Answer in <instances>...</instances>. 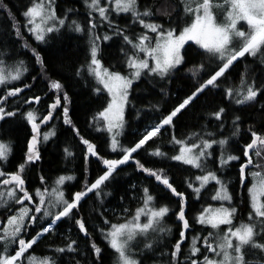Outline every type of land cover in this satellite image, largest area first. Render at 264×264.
<instances>
[{
    "label": "snow or ice",
    "instance_id": "snow-or-ice-1",
    "mask_svg": "<svg viewBox=\"0 0 264 264\" xmlns=\"http://www.w3.org/2000/svg\"><path fill=\"white\" fill-rule=\"evenodd\" d=\"M83 6L86 14L81 18L79 9L61 8L58 0H29L20 13L22 23L0 0V9L10 21L8 28L0 30V122L8 123L19 116L30 126L23 162L14 169L8 165L15 141L0 138V209L4 210L0 218V264H60L61 257L65 264H89L90 260L102 264L105 248L93 233H98L111 250L112 264H264V130L258 131L254 125L243 128L237 111L255 105L264 116V78H259L255 66L245 64L230 80L235 65L248 58L264 72V0H172L166 7L154 6L150 0H83ZM121 14L129 21L123 26L118 23ZM64 33H75L86 41L84 60L75 75L86 82L90 78L92 92L105 96L91 126L107 133L108 147L119 158H104L97 145L81 134L70 115L72 101L65 85L47 75L48 65L40 47ZM114 38L118 40V55L105 64L104 48L111 47L106 42ZM193 46L202 58L188 67L187 51ZM21 50L31 53L34 64L39 65L40 78L47 81L44 95L52 96L46 114L33 106L40 104V94L23 101L29 106L25 110L7 106L9 98L18 97L25 89L34 91L37 81L33 75L32 83L19 86L29 72L28 62L18 58ZM182 67L192 84L165 112L160 100L171 97L170 86ZM142 81L157 90L159 99L148 100L136 111L135 118L143 116L145 125L125 145L126 113L136 108L133 94ZM208 93L219 95L220 100L197 119L195 128L177 135L183 116L198 105L204 107L201 101ZM54 114L84 146L85 165L91 156L104 166L102 174L91 181L85 168L79 190L73 192L67 189L77 179L74 174L51 177L41 169L39 186L29 185L24 175L29 166L42 161L41 145L57 136L55 125L49 123ZM229 122L231 127L226 131ZM42 125L47 130L42 132ZM165 132L170 150L149 145ZM245 133L248 140L240 144ZM141 150L148 157L158 158L163 166H146L134 155ZM63 153L65 158L75 155L69 147H64ZM130 161L134 171L143 174L152 186L130 184L118 205L110 209L107 198L113 195L112 188L121 175L118 169ZM171 162L186 166L189 173L179 186L170 175ZM233 166L237 168L236 186L247 191L246 219H239L233 181L225 175ZM160 186L176 198L175 208L155 191ZM190 196L202 201L194 214H186ZM88 200L92 201L91 216L81 212L82 202ZM97 217L99 223H93ZM169 218L179 226L174 242ZM69 221L77 238L72 237L70 228L63 236V246H50V255L37 256L34 245ZM80 234L87 241L83 248ZM185 241L186 251L182 248Z\"/></svg>",
    "mask_w": 264,
    "mask_h": 264
},
{
    "label": "trees",
    "instance_id": "trees-1",
    "mask_svg": "<svg viewBox=\"0 0 264 264\" xmlns=\"http://www.w3.org/2000/svg\"><path fill=\"white\" fill-rule=\"evenodd\" d=\"M4 2L12 9V12L15 14L16 19L20 20L23 23V17L20 15L21 11L28 4L29 0H4ZM150 2L157 7H166L167 4L171 3L172 0H150ZM58 4L61 8L66 7H75L79 9L81 18L85 15V8L83 7L82 0H58ZM59 10V9H58ZM122 26L129 23L124 19V14H121V18L118 20ZM10 21L8 20L7 14L0 9V30L8 28ZM134 31H139L138 28H133ZM27 35V34H26ZM14 39V37H13ZM30 39V38H29ZM106 44L111 45V47H105L104 51L107 56L105 59V64L108 63V60H115L118 52V40L114 38L113 41L106 42ZM32 46H36L35 42H32ZM86 46V41L84 38L79 37L75 33H64L60 37L49 42L48 45H42L40 47L41 54L44 55L46 64L48 65L47 75L60 79L61 82L65 85V89L68 91L71 98L70 105V115L80 129L81 134L86 138L90 139L97 145V151L104 158H119L116 153H112L108 147V135L104 132H97L95 128L91 126L92 116L98 111L102 105L105 103V96L102 94L96 96L92 92L93 82L90 78L81 79L75 75V69L79 63L84 60V49ZM22 54L19 59H24L28 62L29 72L25 75L24 79L21 82H18L19 86H22L23 83H32L31 77L33 75L37 76L36 84L34 85V91L25 89L16 98H9L7 101V106L11 108L20 107L21 110L27 109L29 106L23 104V101L28 97H31L35 94H40L42 96L41 102L39 105L33 104L34 107L38 108L41 114L47 113V104L51 103L50 97L51 93H48L47 96L44 95L46 91V80L40 78V68L39 65L34 64L31 53L26 50H21ZM201 54L196 49L195 46L188 48L187 51V60L188 67L197 60H200ZM247 64L249 67L255 66L257 68L259 78H264V72L259 70V65L252 64V58L242 60L235 65V68L232 73L230 80L234 79L238 74L243 71V68ZM192 84L191 79L189 78V73L185 67H182L181 71L177 74L176 78L173 80L170 91L172 93L170 98L161 99L160 103L163 106V111H167L173 105H175L180 97L183 95L184 91ZM141 88H148V91L151 92V95L148 94V91H141ZM3 89H0L2 93ZM133 96L135 99L133 102L136 104V108H130L126 113V119L128 120V125L125 129L122 143L128 145L132 141L138 131H142L145 125V118L142 116L141 119L137 120L135 118V113L137 110H142L145 103L148 100L159 99L157 95V90L152 89L147 86L143 81L140 82V87L136 89ZM220 100L219 95H214L213 93H208L206 97L201 101L204 107L197 106V109H194L186 113L180 124L177 127V135L184 133L192 128L197 126V119L202 116L203 113L210 110L211 107L215 105L216 102ZM59 111V110H57ZM233 109L229 110V116H231ZM238 114L241 115L244 124L243 128H246L248 125H254L255 129L260 131L264 130V116L260 115L256 111V106H247L239 107ZM54 124L57 136L50 140L47 144L41 145L42 151V161L37 166H29L25 171V178L29 185H38V173L41 169L44 170L45 174L51 177H55L58 174H74L76 176V181L70 182L71 187L67 189L68 192H73L79 190V186L82 183L84 176V169L87 168L89 180L95 179L99 174H102L104 170L103 164L97 160L96 157H89L88 163H84V146L78 142V139L71 132L67 125L63 124L62 119L55 118L49 122ZM230 122L226 124V131L230 128ZM47 130L45 126H42V132ZM30 132V126H27L23 120L19 118H14L8 123L0 122V138L2 139H12L15 141L14 155L10 158V164L8 165L9 169H14L18 162H23L22 153L25 150V140ZM169 139L168 133L165 132L162 138L157 140L155 143L149 141V145L155 147L156 144H159L164 150H170L171 145L167 144ZM248 140V134H242L240 138V144H243ZM146 145L145 147H149ZM69 147L74 151L75 155L71 158H65L63 153V148ZM236 154H239L238 152ZM142 163H145L146 166L150 167H159L163 166L161 163H158V158L148 157L143 150L139 154H134ZM238 162H233V165H236ZM172 167L170 168V175L175 180V186L182 184L183 178L188 175L185 171L186 166H180L176 162H171ZM118 171L121 172L120 177L115 182L114 187L112 188L113 195L107 198L108 207L115 208L118 205L119 197L125 195V190L129 189L130 184H149L150 181L144 179L143 174L134 171V165L130 161L127 165L120 166ZM195 171V170H193ZM236 172L237 168L233 166L231 170L225 175L230 177L233 181V190H234V202L237 203L240 207V216L239 219H246L248 211V201H247V191L236 186ZM248 182L246 181V184ZM179 190V188H178ZM155 191L160 193V198L163 202L169 203L171 207L175 208L176 198L171 197L167 194L166 190L163 189V186L156 188ZM242 194V195H241ZM131 191L129 190V196ZM186 195H190V190H186ZM167 196V199H163ZM128 197H126L125 202L127 203ZM202 201L195 200L194 197L190 196L189 204L190 209L186 214H194L200 208ZM82 213H86L88 216L92 215V201L88 200L87 203L82 202ZM171 217V214H169ZM4 217V210L0 209V218ZM93 223L98 224L99 218L97 217ZM167 223L172 225L173 233L172 241L174 242L177 238L175 236L176 229L179 227L174 223L173 219L169 218ZM199 226H197L198 228ZM72 229V237L77 238L76 229L72 226V223L69 221L67 223H61L55 234H49L43 237L38 241L37 245H34V251L37 256L50 255L51 250L50 246H63L64 240L63 236L68 234V230ZM38 230V229H37ZM30 235H34V230H29ZM93 238L96 242L103 248H105V254L103 256L102 264H112V254L111 250L107 249L105 242L102 241V238L98 233H93ZM87 241L82 238L80 234V246L83 248ZM188 241H185V245H182V248L186 251V245ZM32 251V250H30ZM60 264H65V259L61 257ZM89 264H92V261H89Z\"/></svg>",
    "mask_w": 264,
    "mask_h": 264
},
{
    "label": "rangeland",
    "instance_id": "rangeland-1",
    "mask_svg": "<svg viewBox=\"0 0 264 264\" xmlns=\"http://www.w3.org/2000/svg\"><path fill=\"white\" fill-rule=\"evenodd\" d=\"M82 2H83V0H82ZM83 7H84V6H83ZM42 126H43V125H42ZM42 126H41V127H42Z\"/></svg>",
    "mask_w": 264,
    "mask_h": 264
},
{
    "label": "flooded vegetation",
    "instance_id": "flooded-vegetation-1",
    "mask_svg": "<svg viewBox=\"0 0 264 264\" xmlns=\"http://www.w3.org/2000/svg\"><path fill=\"white\" fill-rule=\"evenodd\" d=\"M41 130H42V127H41Z\"/></svg>",
    "mask_w": 264,
    "mask_h": 264
}]
</instances>
